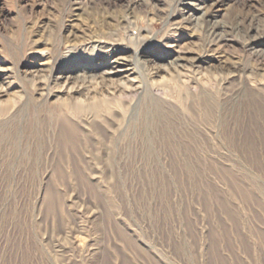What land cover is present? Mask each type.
I'll use <instances>...</instances> for the list:
<instances>
[{
  "label": "rangeland",
  "instance_id": "rangeland-1",
  "mask_svg": "<svg viewBox=\"0 0 264 264\" xmlns=\"http://www.w3.org/2000/svg\"><path fill=\"white\" fill-rule=\"evenodd\" d=\"M262 20L264 0H0V264H264ZM112 47L165 70L72 135L71 84L37 82Z\"/></svg>",
  "mask_w": 264,
  "mask_h": 264
},
{
  "label": "bare ground",
  "instance_id": "bare-ground-1",
  "mask_svg": "<svg viewBox=\"0 0 264 264\" xmlns=\"http://www.w3.org/2000/svg\"><path fill=\"white\" fill-rule=\"evenodd\" d=\"M186 7L188 8L189 4H187ZM132 18L134 17L131 16V13H128V15H126L120 22L124 25L129 24L130 19ZM247 18H249L248 20L250 21L257 20L258 22L259 20V17L256 16ZM247 18H242V22H244ZM207 25H209L207 26V32L210 37H214L222 30V27H220L217 23L207 22ZM249 45H254V43L252 44V42H250ZM101 48L108 49V46L103 45ZM109 52H111L109 54L110 59L105 60L88 70L85 69L81 70V72L77 71L67 75L59 73L56 76H53L50 73V75H47L46 77L47 80H40L37 82V84H39L38 89L40 88L39 90L41 91L44 89L43 86L48 87L50 82L52 83L59 79H65V82L71 84L69 88L67 87V91L63 89L64 86L57 90V92L66 94L67 97L62 100L60 99L61 101L59 100L55 103V105L57 107V111H59V113L56 114L65 124L68 125V130L72 135H76L80 130L78 124L76 123L80 115L88 112L87 114L92 115L94 118L108 119L109 103H111L112 100L121 99V97L124 98L127 95L137 96L142 94V92L145 91V81H143L144 75L156 76L159 72L164 71L165 68L162 67L163 65L159 66L157 63L168 59V56H164L163 54L157 55L149 50L139 48L132 52V59L127 58V56L123 53L125 51L120 50L117 47H112ZM167 63L176 69H185L199 67L207 62L204 60L203 55L196 54L195 56L176 55L175 57L169 59ZM149 68H151V70ZM6 70L0 68V81L4 79ZM151 77L152 76L149 78ZM45 81H47V85H44ZM1 93L2 90L0 89V94ZM51 93L52 92L48 95ZM77 95H79V97L82 96L83 98H77Z\"/></svg>",
  "mask_w": 264,
  "mask_h": 264
}]
</instances>
